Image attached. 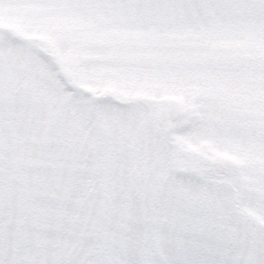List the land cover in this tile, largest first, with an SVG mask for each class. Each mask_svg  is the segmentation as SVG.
Returning <instances> with one entry per match:
<instances>
[{
    "label": "snow or ice",
    "instance_id": "6c2138e0",
    "mask_svg": "<svg viewBox=\"0 0 264 264\" xmlns=\"http://www.w3.org/2000/svg\"><path fill=\"white\" fill-rule=\"evenodd\" d=\"M0 264H264V0H0Z\"/></svg>",
    "mask_w": 264,
    "mask_h": 264
},
{
    "label": "rangeland",
    "instance_id": "374dc122",
    "mask_svg": "<svg viewBox=\"0 0 264 264\" xmlns=\"http://www.w3.org/2000/svg\"><path fill=\"white\" fill-rule=\"evenodd\" d=\"M42 19L27 6L15 3L0 6V39L7 33L19 41H36L41 38L38 27Z\"/></svg>",
    "mask_w": 264,
    "mask_h": 264
}]
</instances>
